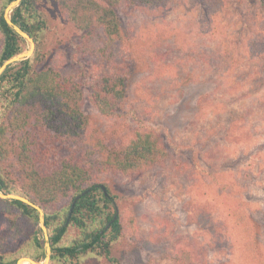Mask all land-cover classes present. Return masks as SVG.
Returning a JSON list of instances; mask_svg holds the SVG:
<instances>
[{
	"label": "rangeland",
	"instance_id": "374dc122",
	"mask_svg": "<svg viewBox=\"0 0 264 264\" xmlns=\"http://www.w3.org/2000/svg\"><path fill=\"white\" fill-rule=\"evenodd\" d=\"M35 1L47 21L39 36L42 65L58 62L76 68L80 32L59 4ZM226 2L213 24L198 0H170L154 10L121 6L127 46L116 52L121 58L129 55L126 98L115 115L105 117L84 89L81 109L89 124L87 135L97 132L108 145H125L138 129L151 128L169 153L152 169L110 171L100 179L124 225L111 249L119 264H264V65L247 75L249 49L242 44L251 39L247 47L253 50V38L247 29L239 33L241 24L234 15L239 9L250 15L264 11V0ZM23 41L21 52L29 48ZM234 46H241L236 53L245 63L224 75L198 60L201 51L217 59L223 55L219 53L234 52ZM89 78L91 71L87 84ZM230 115H237L232 123ZM10 170L18 187L20 173ZM200 170L215 176V183ZM197 179L205 181L198 191L191 183ZM10 220L24 224L15 212H0V229ZM34 229H40L39 222L37 227L26 225L22 237L10 243L15 255L17 249H27ZM39 237L44 248L42 231ZM73 264L109 262L88 253Z\"/></svg>",
	"mask_w": 264,
	"mask_h": 264
},
{
	"label": "trees",
	"instance_id": "16d2710c",
	"mask_svg": "<svg viewBox=\"0 0 264 264\" xmlns=\"http://www.w3.org/2000/svg\"><path fill=\"white\" fill-rule=\"evenodd\" d=\"M12 1L0 0V67L21 52L24 42L3 19V12ZM53 1L80 32L75 46L78 66L58 62L54 66L42 65L44 55L39 36L47 28V21L35 0H21L10 13V19L33 39L35 50L30 58L8 67L0 75V192L20 194L42 208L52 251L50 264H73L88 253L103 256L109 264H119L111 256V249L124 232V225L118 215L112 221L114 197L100 179L110 171L132 174L152 169L166 160L169 153L161 136L151 128L138 129L125 145H108L97 132L87 135L89 124L81 109L83 92L88 88L89 101L100 115H115L127 95L129 57L121 58L116 52L117 47L127 46L118 10L121 6L154 10L166 6L170 0ZM198 2L211 24L216 23L227 4L226 0ZM234 15L241 24L239 33L247 29L248 35H252L253 50L247 47L251 39L242 45L245 51L249 49L245 54L247 75L256 73L264 65V11L255 10L250 15L239 9ZM241 46H234L232 53H219L223 55L217 59L201 51L198 60L224 75L245 63L236 53ZM90 71L92 78L87 84L86 75ZM235 117L230 115L231 123ZM4 161L6 165L1 164ZM189 165L193 167V162ZM10 168L20 173L18 187L10 178ZM200 172L215 183V176ZM191 183L197 188L205 181L197 179V183L193 180ZM100 185L106 188L107 196ZM87 190L74 203L69 216L75 197ZM0 212L6 215L15 212L24 220L22 226L10 220L8 226L0 229V264H16L22 257L44 259L40 229L32 231L27 249H17L18 255L10 244L22 237L20 233L26 225L37 227L38 212L22 202L2 199ZM132 220V217L126 220L128 227L132 226Z\"/></svg>",
	"mask_w": 264,
	"mask_h": 264
},
{
	"label": "water",
	"instance_id": "95a60500",
	"mask_svg": "<svg viewBox=\"0 0 264 264\" xmlns=\"http://www.w3.org/2000/svg\"><path fill=\"white\" fill-rule=\"evenodd\" d=\"M21 3V0H14L11 3L8 4V6L6 7L4 13H3V19L6 23V25L13 31L15 32L19 37H21L22 39H24L25 41L28 42L29 44V48L26 51L23 52H19L18 54L10 57L9 59H7L2 66L0 67V75L11 65L21 62L27 58H30L35 50V44L33 39L26 33L24 32L21 28H19L17 25H15L11 19H10V12H12L16 7H18ZM99 188L102 190V192L104 193L105 196H107V191L106 188L103 185H100ZM87 191L82 192L80 195L76 196L74 199V202L72 204V207L69 211V216L72 212L73 209V205L74 203L80 199V197L84 196ZM0 199L2 200H15V201H19L22 202L23 204L33 208L34 210H36L38 212V221H39V226L40 229L42 231L43 234V238H44V252H45V257H44V261L42 263L37 262L36 260L29 258V257H22L20 259H18L16 261V264H23V263H28V264H49L50 259H51V247L49 244V235H48V231L47 228L45 226V214L42 210V208L39 205H36L35 203L31 202L29 199L25 198L24 196L18 195V194H13V193H1L0 192ZM115 209V215L113 217L114 221L116 219L117 216V208L116 206H114ZM68 216V217H69ZM68 222V220H67ZM66 222V224H67ZM109 225L106 226L105 229L108 228Z\"/></svg>",
	"mask_w": 264,
	"mask_h": 264
}]
</instances>
